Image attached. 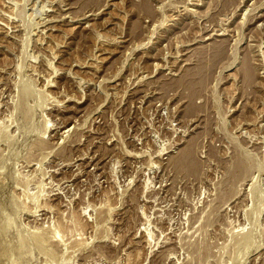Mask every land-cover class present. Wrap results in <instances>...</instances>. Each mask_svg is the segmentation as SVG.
Instances as JSON below:
<instances>
[{
	"label": "rangeland",
	"instance_id": "rangeland-1",
	"mask_svg": "<svg viewBox=\"0 0 264 264\" xmlns=\"http://www.w3.org/2000/svg\"><path fill=\"white\" fill-rule=\"evenodd\" d=\"M0 237V264H264V0H0Z\"/></svg>",
	"mask_w": 264,
	"mask_h": 264
},
{
	"label": "bare ground",
	"instance_id": "bare-ground-1",
	"mask_svg": "<svg viewBox=\"0 0 264 264\" xmlns=\"http://www.w3.org/2000/svg\"><path fill=\"white\" fill-rule=\"evenodd\" d=\"M1 238V237H0ZM27 242V241H26ZM19 243V242H18Z\"/></svg>",
	"mask_w": 264,
	"mask_h": 264
}]
</instances>
